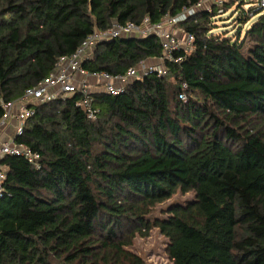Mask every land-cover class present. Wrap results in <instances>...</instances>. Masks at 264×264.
<instances>
[{
    "label": "trees",
    "instance_id": "1",
    "mask_svg": "<svg viewBox=\"0 0 264 264\" xmlns=\"http://www.w3.org/2000/svg\"><path fill=\"white\" fill-rule=\"evenodd\" d=\"M199 1L0 0V120L3 103L38 86L95 30L157 23ZM258 2L223 4L237 23L232 37L214 31L225 14L215 4L180 21L194 49L174 51L181 62L165 59L166 75L131 80L122 93L92 91L95 119L78 104L79 89L30 103L35 113L16 140L40 155V167L24 155L1 158L0 264H146L131 246L153 227L174 264H264ZM163 55L156 35L121 36L97 43L83 68L117 75ZM178 192L195 197L153 219Z\"/></svg>",
    "mask_w": 264,
    "mask_h": 264
},
{
    "label": "built area",
    "instance_id": "2",
    "mask_svg": "<svg viewBox=\"0 0 264 264\" xmlns=\"http://www.w3.org/2000/svg\"><path fill=\"white\" fill-rule=\"evenodd\" d=\"M226 1L200 0L194 7L183 9L177 15L173 16L167 13L157 23L151 22L149 17H146L141 23L116 21L104 31L95 30L92 32L84 39L75 53L61 57L56 69L38 86L27 89L24 96L18 100L3 103L5 114L0 120V161L5 155H24L33 164L40 167V155L16 140L17 136L23 133L27 119L35 113L30 103L42 104L57 97H65L79 89L85 94V97L78 104L86 110L89 118L95 119L98 110L93 107L92 91L103 90L113 94L122 93L131 80L153 73L159 76L166 75L165 59L181 62L183 56H175L174 51L184 50L189 53L195 46L194 35L181 27L179 31H176L175 26H179L180 21L194 14L197 9L211 10L214 4L219 6V13H225L223 4ZM232 1L237 2L239 0ZM257 4L264 8V0H259ZM149 34L156 35L162 44L164 55L157 59L158 62L142 61L139 65L130 67L126 73L117 75L106 71L88 72L83 68V62L92 56L97 43L121 36H145ZM90 78L95 81L94 86L89 83ZM180 97L185 99L184 94H181ZM10 124L14 132L12 135L4 137L3 131ZM5 178L6 170L0 162V197L3 195Z\"/></svg>",
    "mask_w": 264,
    "mask_h": 264
},
{
    "label": "rangeland",
    "instance_id": "3",
    "mask_svg": "<svg viewBox=\"0 0 264 264\" xmlns=\"http://www.w3.org/2000/svg\"><path fill=\"white\" fill-rule=\"evenodd\" d=\"M249 7L250 4H246V8ZM257 16L258 15L253 16L248 22V25L254 22ZM216 20L218 26L214 29L216 33H224L226 36L229 37H232L235 34L237 30V23L233 21V17H230L228 16V14L225 13L223 16L217 17ZM246 26H243V28H245ZM175 28L176 31L180 30V26L178 25H176ZM243 35L244 34H242L241 36L242 38ZM249 43V41L246 42L248 46ZM194 197V192H178L169 200L158 205L152 213V218L155 219L157 217H163L166 215L163 210L166 209L169 205L175 203H184L189 200H192ZM168 243V238L162 234L160 229L158 227H153L148 235L137 236L133 245L131 246V249L140 256H142L146 264H174L167 251Z\"/></svg>",
    "mask_w": 264,
    "mask_h": 264
},
{
    "label": "crops",
    "instance_id": "4",
    "mask_svg": "<svg viewBox=\"0 0 264 264\" xmlns=\"http://www.w3.org/2000/svg\"><path fill=\"white\" fill-rule=\"evenodd\" d=\"M152 62H158L159 60H157V59H154V60H151ZM94 80L93 79H89V83L92 85V86H94ZM13 132H14V129H13V127L11 126V124L8 126V127H6L5 129H4V131H3V133L5 134H3L4 135V137H7V136H10V135H12L13 134Z\"/></svg>",
    "mask_w": 264,
    "mask_h": 264
}]
</instances>
